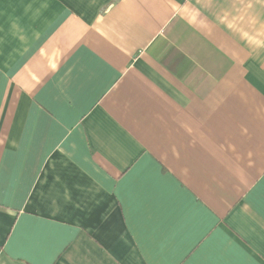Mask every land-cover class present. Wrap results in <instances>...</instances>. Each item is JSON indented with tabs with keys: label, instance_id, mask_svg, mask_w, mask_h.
Masks as SVG:
<instances>
[{
	"label": "crops",
	"instance_id": "1",
	"mask_svg": "<svg viewBox=\"0 0 264 264\" xmlns=\"http://www.w3.org/2000/svg\"><path fill=\"white\" fill-rule=\"evenodd\" d=\"M0 264H264V0H0Z\"/></svg>",
	"mask_w": 264,
	"mask_h": 264
}]
</instances>
